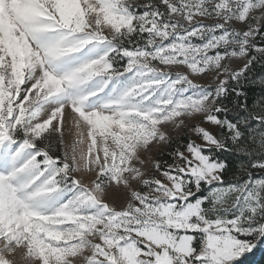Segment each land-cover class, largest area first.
<instances>
[{
  "label": "snow or ice",
  "instance_id": "snow-or-ice-1",
  "mask_svg": "<svg viewBox=\"0 0 264 264\" xmlns=\"http://www.w3.org/2000/svg\"><path fill=\"white\" fill-rule=\"evenodd\" d=\"M262 14L0 0V264H239L264 245Z\"/></svg>",
  "mask_w": 264,
  "mask_h": 264
},
{
  "label": "trees",
  "instance_id": "trees-1",
  "mask_svg": "<svg viewBox=\"0 0 264 264\" xmlns=\"http://www.w3.org/2000/svg\"><path fill=\"white\" fill-rule=\"evenodd\" d=\"M264 24V21L263 23ZM259 43V40L257 41ZM264 73V70H261L259 66L256 67L255 71L252 73L253 77L260 76ZM261 95L259 87H254L249 90L250 102L253 97H258ZM254 175H260L258 171H254ZM239 264H264V247H258L253 253L245 256Z\"/></svg>",
  "mask_w": 264,
  "mask_h": 264
},
{
  "label": "rangeland",
  "instance_id": "rangeland-1",
  "mask_svg": "<svg viewBox=\"0 0 264 264\" xmlns=\"http://www.w3.org/2000/svg\"><path fill=\"white\" fill-rule=\"evenodd\" d=\"M146 2H147V0H141V3H146ZM236 7H237V8L239 7V3L236 4ZM262 17H264V14H262ZM263 21H264V18H262L259 22H260V23H263ZM233 46H236V45H233ZM197 82L202 83V84H207V83H208L207 80H203V79H202V80H199V81H197ZM213 131H215V129H213ZM174 135H175V137H178V139H179L180 141H183L184 143H187L189 137L191 136V134H190L186 129L181 130L180 132H178V133H176V134H174ZM191 138H192V139H196L197 142H201V141H199V139H198L197 137H195V136H191ZM159 158L162 159V160H163V159H169V157H168L167 155H163V154L160 155ZM260 247L263 248L264 245H261Z\"/></svg>",
  "mask_w": 264,
  "mask_h": 264
}]
</instances>
